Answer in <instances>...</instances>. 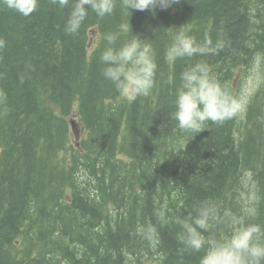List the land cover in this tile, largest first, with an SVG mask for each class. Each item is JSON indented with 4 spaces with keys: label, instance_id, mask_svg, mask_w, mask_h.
I'll use <instances>...</instances> for the list:
<instances>
[{
    "label": "trees",
    "instance_id": "1",
    "mask_svg": "<svg viewBox=\"0 0 264 264\" xmlns=\"http://www.w3.org/2000/svg\"><path fill=\"white\" fill-rule=\"evenodd\" d=\"M69 11L51 0L29 16L0 5V264H199L203 250L184 248L176 221L205 200L264 225V80L222 124L183 132L172 118L180 74L198 60L234 95L239 75L259 67L264 78V0H179L131 16L118 2L73 35ZM129 23L158 65L155 87L134 99L99 60L103 35ZM178 30L226 46L170 65Z\"/></svg>",
    "mask_w": 264,
    "mask_h": 264
},
{
    "label": "clouds",
    "instance_id": "2",
    "mask_svg": "<svg viewBox=\"0 0 264 264\" xmlns=\"http://www.w3.org/2000/svg\"><path fill=\"white\" fill-rule=\"evenodd\" d=\"M118 2L131 16V10L154 12L157 7L166 10L179 0H51L60 8L70 9L64 25V31L69 35L79 32L90 11L103 18L113 13ZM38 4L39 0H0V5L22 16L32 14ZM129 33L130 39H121ZM103 40L105 46L99 57L104 65L103 77L130 99L149 95L156 84L158 65L155 53L145 39L133 35L129 23L105 33ZM2 43L0 41V47ZM225 46L223 39L214 42L208 33L203 39H197L178 30L165 51V59L174 65L177 60L216 54ZM4 99L5 94L0 91V102ZM246 104L247 101L241 100L216 79L206 60H198L180 74L172 118L179 130L200 133L208 121L222 124L237 117ZM251 175L247 172L240 178L242 188L250 192L253 188ZM251 203L252 195L244 198L245 213ZM176 222L181 229L177 239L184 248L193 252L203 250L199 264H264V225L247 223L243 215L227 209L221 211L214 202L207 200L195 206V215L190 213ZM220 225L227 226L230 235L221 240L206 239L204 233Z\"/></svg>",
    "mask_w": 264,
    "mask_h": 264
},
{
    "label": "rangeland",
    "instance_id": "3",
    "mask_svg": "<svg viewBox=\"0 0 264 264\" xmlns=\"http://www.w3.org/2000/svg\"><path fill=\"white\" fill-rule=\"evenodd\" d=\"M94 38L96 39V35H94ZM95 41L96 40H94V43ZM92 44L93 41H91L89 48ZM263 80L264 78L261 71L259 70V67H256V69L254 68L251 73L249 72L246 75H239L237 77L236 85L237 91L239 92V97L241 98V100L247 101L245 110L241 112L242 115L246 111L252 95L255 93V91L259 87L260 83L263 82ZM124 96L126 95L124 94Z\"/></svg>",
    "mask_w": 264,
    "mask_h": 264
},
{
    "label": "bare ground",
    "instance_id": "4",
    "mask_svg": "<svg viewBox=\"0 0 264 264\" xmlns=\"http://www.w3.org/2000/svg\"><path fill=\"white\" fill-rule=\"evenodd\" d=\"M17 43V42H16Z\"/></svg>",
    "mask_w": 264,
    "mask_h": 264
}]
</instances>
